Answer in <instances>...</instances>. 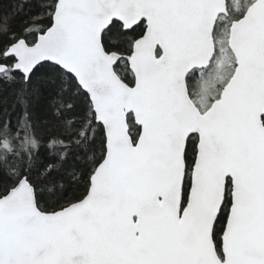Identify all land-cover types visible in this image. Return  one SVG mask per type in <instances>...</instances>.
<instances>
[{"label":"snow or ice","instance_id":"obj_1","mask_svg":"<svg viewBox=\"0 0 264 264\" xmlns=\"http://www.w3.org/2000/svg\"><path fill=\"white\" fill-rule=\"evenodd\" d=\"M30 2L0 12V264H264V0Z\"/></svg>","mask_w":264,"mask_h":264},{"label":"trees","instance_id":"obj_2","mask_svg":"<svg viewBox=\"0 0 264 264\" xmlns=\"http://www.w3.org/2000/svg\"><path fill=\"white\" fill-rule=\"evenodd\" d=\"M22 2V0H0V12H7L10 9L14 8L18 3ZM39 11V6L37 0H31L30 3L24 4V12L21 13V18L26 15H30L32 12ZM44 91V98L40 101L35 102L34 112L35 114L47 123L48 117L50 116L51 109L48 107L47 100L51 98L48 89H42ZM10 89L5 86V91L3 96L6 97L4 103L8 106V110L11 111L14 105V97L10 94ZM58 130V127L55 125V121H53V127H49L47 132H52ZM42 134H45L43 130ZM83 189L80 187L79 183L73 184L71 187L67 189V198L71 199L74 194L81 192Z\"/></svg>","mask_w":264,"mask_h":264},{"label":"rangeland","instance_id":"obj_3","mask_svg":"<svg viewBox=\"0 0 264 264\" xmlns=\"http://www.w3.org/2000/svg\"><path fill=\"white\" fill-rule=\"evenodd\" d=\"M241 2H243V0H241Z\"/></svg>","mask_w":264,"mask_h":264}]
</instances>
